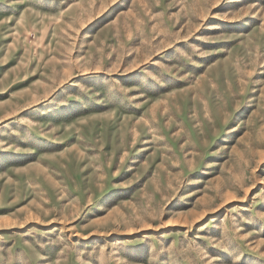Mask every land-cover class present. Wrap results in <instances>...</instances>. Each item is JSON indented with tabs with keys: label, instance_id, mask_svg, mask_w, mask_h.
<instances>
[{
	"label": "rangeland",
	"instance_id": "1",
	"mask_svg": "<svg viewBox=\"0 0 264 264\" xmlns=\"http://www.w3.org/2000/svg\"><path fill=\"white\" fill-rule=\"evenodd\" d=\"M0 264H264V0H0Z\"/></svg>",
	"mask_w": 264,
	"mask_h": 264
}]
</instances>
